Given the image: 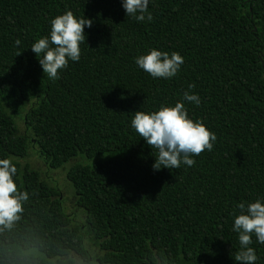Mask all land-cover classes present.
Returning a JSON list of instances; mask_svg holds the SVG:
<instances>
[{
    "label": "trees",
    "instance_id": "16d2710c",
    "mask_svg": "<svg viewBox=\"0 0 264 264\" xmlns=\"http://www.w3.org/2000/svg\"><path fill=\"white\" fill-rule=\"evenodd\" d=\"M66 10L93 23L52 81L30 48ZM148 11L138 22L122 0H0V159L29 195L0 224V264H237L236 205L264 202V0H149ZM153 48L184 58L176 76L136 65ZM177 102L217 139L191 167L154 170L158 150L131 119Z\"/></svg>",
    "mask_w": 264,
    "mask_h": 264
},
{
    "label": "clouds",
    "instance_id": "9594fccd",
    "mask_svg": "<svg viewBox=\"0 0 264 264\" xmlns=\"http://www.w3.org/2000/svg\"><path fill=\"white\" fill-rule=\"evenodd\" d=\"M149 0H122V7L128 17L138 22L152 21L148 11ZM93 21L88 18H77L71 10L56 16L50 22V34L39 38L31 45L42 68L44 76L55 81L60 78L59 70L68 67L69 60L78 62L81 56L80 45L85 43V27H91ZM21 44L19 39L14 41ZM22 52H17L16 56ZM136 65L152 78L169 79L177 75L184 58L178 52L150 49L146 55L135 58ZM189 84L188 88H194ZM183 99L195 105L200 104V97L189 91L183 92ZM131 127L151 149L158 150L152 165L154 170L161 168L179 169L181 164L193 166L192 158L205 150L211 151L217 137L205 124L189 118L184 103L174 106L161 105L158 111L146 113L135 111ZM17 167L12 158L0 159V224L11 222L16 214L22 211V201L28 199L26 191H20L13 177ZM239 214L235 215L232 230L238 233L239 250L234 253L237 264H255L257 256L253 247L252 236L264 244V202L260 199L251 203L240 202L236 205Z\"/></svg>",
    "mask_w": 264,
    "mask_h": 264
},
{
    "label": "rangeland",
    "instance_id": "374dc122",
    "mask_svg": "<svg viewBox=\"0 0 264 264\" xmlns=\"http://www.w3.org/2000/svg\"><path fill=\"white\" fill-rule=\"evenodd\" d=\"M30 158H31V161H32V164L33 165H35L38 162V160L34 159L33 155H31ZM37 166L40 167L41 169L45 170V167H44V165H43L42 162H38L37 163ZM45 174H46V171H45ZM72 200H73V198H70V197H68V198L65 199V202H66V204H67L68 207H71V205H73L74 202Z\"/></svg>",
    "mask_w": 264,
    "mask_h": 264
}]
</instances>
